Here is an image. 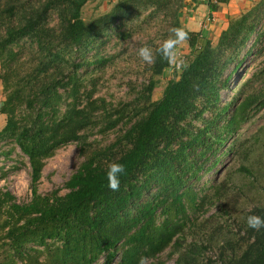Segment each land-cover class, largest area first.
I'll return each instance as SVG.
<instances>
[{
  "label": "trees",
  "instance_id": "trees-1",
  "mask_svg": "<svg viewBox=\"0 0 264 264\" xmlns=\"http://www.w3.org/2000/svg\"><path fill=\"white\" fill-rule=\"evenodd\" d=\"M103 1L0 0V114L6 116L0 155L17 148L27 159L31 192L27 203H18L0 191V264H114L117 258L116 264H139L141 257L146 264H164L167 249L174 264H193L192 251L208 239L203 231L214 215L197 223L191 212L219 202L223 214L230 215L228 189L218 178L208 196L197 188L233 151L227 141L253 104L244 89L250 79L230 102H223L222 94L235 91V79L256 54L264 0L231 18L215 43L181 25L186 0H117L109 12L84 21L83 7ZM207 1L214 11L228 0ZM144 11L168 21L164 40L174 27L188 34L187 67L152 102L157 83L152 77L171 67L157 51L162 44L154 47L147 85L134 101L109 107L105 99L87 93L88 45L105 44L103 38L117 23L121 29L115 36L127 40L130 33L121 30ZM106 61L96 58L91 64ZM99 124L101 133L117 128L118 134L109 144L92 147L85 134ZM6 140L14 147L3 152ZM70 142L78 143L83 160L64 185L67 193L40 194L45 160ZM110 163L126 170L116 192L106 187ZM250 214L264 216V202L243 215L240 238L234 242L225 234L221 239L218 264H264V230L245 226ZM190 233L197 237L186 244Z\"/></svg>",
  "mask_w": 264,
  "mask_h": 264
},
{
  "label": "rangeland",
  "instance_id": "rangeland-1",
  "mask_svg": "<svg viewBox=\"0 0 264 264\" xmlns=\"http://www.w3.org/2000/svg\"><path fill=\"white\" fill-rule=\"evenodd\" d=\"M116 2L117 0H104L99 3H87L82 9L83 20L90 22L109 12ZM128 25L121 31L130 33V38L121 41L115 36L121 29L118 28L117 23L113 25L112 33L107 38H103L105 44L98 47V42L88 45V54L84 57V61L90 66L89 75L85 81L87 93L91 92L93 99H105L109 107L121 108L125 103L134 101L147 85L152 77L150 70L152 63L142 61L137 56V50L142 46H148L154 52V47L163 43L169 31L168 21L162 19L161 14L150 15L148 11L141 12L140 16L133 18ZM261 31L262 36L252 50V54H256L247 58V67L242 69L235 79V91L222 94L223 102H230L241 84L246 79H250L244 89L245 95H252L253 104L247 111L246 120L240 124L238 129H235L227 141L226 148L230 147L233 151L222 158L213 173L197 188L201 195L208 196L211 193L209 187L212 180L218 178L219 182L228 189L226 190L228 192L226 201L233 210H229L230 215H225L220 209V203L215 202L210 206L204 204L203 208L194 214L191 212L192 218L196 219L197 223L214 215L206 230L203 231L208 239H202L204 245L198 244L201 249L197 248L192 251L193 264H218L221 239L225 234L233 237L234 242L235 239L240 238L238 224L241 218L250 209L264 202V104H259L264 102V73H261L264 68V29ZM253 40L254 38L247 43L246 49L252 45ZM174 51L178 59H183L189 53V48L183 41L175 47ZM96 58H103L107 61L100 66H94L91 63ZM177 75L178 72L172 65L161 76H153L152 79L157 83L150 100L152 102L159 100L165 85L168 81L176 79ZM3 101L0 82V104ZM5 122L6 116L0 114V130ZM196 124L199 125V122ZM100 127L102 124L85 134L87 143L92 147H103L113 141L118 134L117 128L101 133ZM10 143L8 140L1 143L3 152L13 149L14 146ZM82 160L77 142H70L57 149L44 162L38 192L42 195L52 191H59L60 195L67 193L64 185ZM240 167L246 168L250 173L239 172ZM29 173L28 161L17 148L12 150L8 156L0 155V191L9 192L18 203H27L31 198ZM222 202L226 204L225 201ZM186 233H188L187 230ZM191 236L197 237L196 234L190 233L186 244L191 242ZM205 241L211 243L206 244ZM170 251L167 249L161 256L164 264H174L175 256L168 257ZM118 260L119 258L114 264L118 263Z\"/></svg>",
  "mask_w": 264,
  "mask_h": 264
},
{
  "label": "crops",
  "instance_id": "crops-1",
  "mask_svg": "<svg viewBox=\"0 0 264 264\" xmlns=\"http://www.w3.org/2000/svg\"><path fill=\"white\" fill-rule=\"evenodd\" d=\"M259 0H228L226 3H217L216 9L211 11L207 0H186L180 12V23L193 33H200L202 37L217 42L221 32L227 28L231 18L239 17L247 12ZM215 3V0H211ZM212 16L213 23L207 28H202L201 24L206 17ZM1 105V104H0Z\"/></svg>",
  "mask_w": 264,
  "mask_h": 264
},
{
  "label": "clouds",
  "instance_id": "clouds-1",
  "mask_svg": "<svg viewBox=\"0 0 264 264\" xmlns=\"http://www.w3.org/2000/svg\"><path fill=\"white\" fill-rule=\"evenodd\" d=\"M188 34L182 28H171L169 38L164 40L161 47L157 50L163 59L167 60L170 64L175 66L177 71L187 67V64L183 59H178L174 51L175 47L181 42L187 40ZM137 56L144 62H153V52L148 46H142L137 50ZM125 166L120 163H110L108 165L107 171L105 172V177L107 180L106 187L116 192L120 188L121 176L125 174ZM245 226L248 229L259 232L264 230V216L250 214L244 218ZM139 264H146L143 257L140 258Z\"/></svg>",
  "mask_w": 264,
  "mask_h": 264
},
{
  "label": "built area",
  "instance_id": "built-area-1",
  "mask_svg": "<svg viewBox=\"0 0 264 264\" xmlns=\"http://www.w3.org/2000/svg\"><path fill=\"white\" fill-rule=\"evenodd\" d=\"M213 17L212 16H208V17H206L205 18V20L202 22V24H201V26H202V28H207L208 26H210L212 23H213ZM171 66H172V64H171ZM177 72H179V71H177Z\"/></svg>",
  "mask_w": 264,
  "mask_h": 264
}]
</instances>
